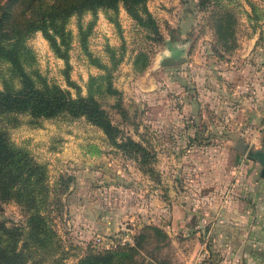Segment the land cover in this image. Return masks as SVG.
I'll list each match as a JSON object with an SVG mask.
<instances>
[{
    "label": "rangeland",
    "instance_id": "obj_1",
    "mask_svg": "<svg viewBox=\"0 0 264 264\" xmlns=\"http://www.w3.org/2000/svg\"><path fill=\"white\" fill-rule=\"evenodd\" d=\"M145 7L156 31L119 5L113 19L97 10L84 39L92 58L114 63L116 93L94 98L119 137L144 148L143 163L83 117L0 113L8 140L45 167L38 210L53 244L48 252L50 244L33 247L28 264H72L99 250L96 237L126 234L133 242L147 225L165 237L145 231L137 256L145 264H264V168L256 157L264 151V0H147ZM223 14L232 20L226 43L212 31ZM91 18L80 17L83 29ZM76 20L66 23L70 83L39 31L25 40L31 66L73 98L102 73L81 49ZM25 217L15 202H0L6 225L24 232Z\"/></svg>",
    "mask_w": 264,
    "mask_h": 264
},
{
    "label": "trees",
    "instance_id": "obj_2",
    "mask_svg": "<svg viewBox=\"0 0 264 264\" xmlns=\"http://www.w3.org/2000/svg\"><path fill=\"white\" fill-rule=\"evenodd\" d=\"M146 1L0 0V63L5 64L0 73V113L25 114L31 119L52 118L63 113L71 117H83L103 132L110 145L132 151L136 159L139 157V162L143 163L146 155L144 148L127 136L119 137V128L94 98L96 93H116L110 83V69L114 63L108 67L92 58L86 51L84 39L85 31L93 24L97 10H102L113 19L119 5L139 25H151V29L156 31L145 7ZM86 12L92 18L83 29L80 17ZM223 15L224 18L222 15L213 18L212 31L218 40L226 43L233 37L232 20L230 14ZM71 16L77 19L82 51L102 71L88 77L85 96L77 93L74 98L57 84L47 82L31 66L33 54L25 44L31 33L39 31L52 53L63 61V75L68 82L66 70L70 32L66 29V23ZM45 175V167L35 162L24 148L13 145L5 132L0 130V202L13 201L26 211L24 232L20 226L6 225L0 221V264H28L33 247L41 249L50 244L43 249L50 251L53 242L49 239L53 231L38 210L47 192ZM145 231L165 237L159 228L147 225L134 236L132 245L89 251L72 264H145L142 258H137L148 237ZM146 264L161 263L153 260Z\"/></svg>",
    "mask_w": 264,
    "mask_h": 264
},
{
    "label": "built area",
    "instance_id": "obj_3",
    "mask_svg": "<svg viewBox=\"0 0 264 264\" xmlns=\"http://www.w3.org/2000/svg\"><path fill=\"white\" fill-rule=\"evenodd\" d=\"M101 241L102 239L100 237H96L92 241L93 247L99 250H106V249H112L116 246H125V245L130 246L133 244L131 236H128L126 234H124L122 237H119L118 240L114 242L111 239H105L104 243Z\"/></svg>",
    "mask_w": 264,
    "mask_h": 264
},
{
    "label": "water",
    "instance_id": "obj_4",
    "mask_svg": "<svg viewBox=\"0 0 264 264\" xmlns=\"http://www.w3.org/2000/svg\"><path fill=\"white\" fill-rule=\"evenodd\" d=\"M172 62H173L172 58H166V59L162 60V63H163V64H170V63H172ZM256 157H257L258 162H259V163L263 166V168H264V151H263V152H258V153H256Z\"/></svg>",
    "mask_w": 264,
    "mask_h": 264
}]
</instances>
